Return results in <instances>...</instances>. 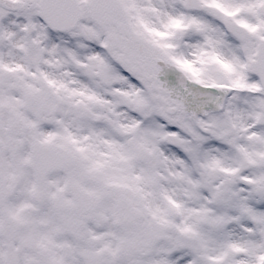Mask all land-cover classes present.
Returning <instances> with one entry per match:
<instances>
[{
    "label": "snow or ice",
    "instance_id": "obj_1",
    "mask_svg": "<svg viewBox=\"0 0 264 264\" xmlns=\"http://www.w3.org/2000/svg\"><path fill=\"white\" fill-rule=\"evenodd\" d=\"M0 264H264V0H0Z\"/></svg>",
    "mask_w": 264,
    "mask_h": 264
}]
</instances>
